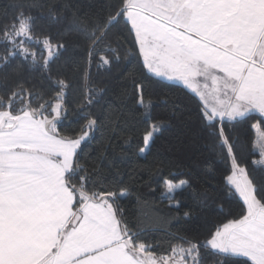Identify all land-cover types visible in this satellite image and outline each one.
I'll return each mask as SVG.
<instances>
[{
	"label": "snow or ice",
	"instance_id": "1",
	"mask_svg": "<svg viewBox=\"0 0 264 264\" xmlns=\"http://www.w3.org/2000/svg\"><path fill=\"white\" fill-rule=\"evenodd\" d=\"M0 264H264V0L0 8Z\"/></svg>",
	"mask_w": 264,
	"mask_h": 264
},
{
	"label": "trees",
	"instance_id": "2",
	"mask_svg": "<svg viewBox=\"0 0 264 264\" xmlns=\"http://www.w3.org/2000/svg\"><path fill=\"white\" fill-rule=\"evenodd\" d=\"M10 3V0H0V8ZM147 84V81L145 82ZM102 86V85H98ZM151 91V88L149 89ZM148 97L146 96V99ZM80 100V95L78 92H74L68 97L69 101V108H75L77 107V102ZM163 109H156V112H162ZM66 127H71L74 129H79L80 124L83 123V121H78L77 118L73 115H69V119L63 122ZM140 130H143V125H140ZM66 130V129H65ZM96 140L93 141V146H95L101 139V133L97 132L96 134ZM253 139L255 138V133H252ZM87 151V150H86ZM151 159V157H149ZM132 165L135 166V162H132ZM141 168L144 166L143 160L140 161ZM123 171L127 172L130 171V168H124ZM143 174V173H141ZM147 179L146 175L144 177ZM218 180L221 178L219 174H217ZM153 187H155V184H153ZM142 194L147 198L146 207L144 208L143 212L144 214L151 220L152 218L159 217L161 219V224L158 229H154L150 231L149 239L151 242L159 246V250L163 251L168 247L169 244V237L167 233L169 231L175 232V222H173V227L171 229L168 228L167 224L163 223V219L166 217H170L174 215V213H170L166 208V201H162L160 199V193L159 191L156 193H150V189L143 188ZM159 211H156V210Z\"/></svg>",
	"mask_w": 264,
	"mask_h": 264
}]
</instances>
